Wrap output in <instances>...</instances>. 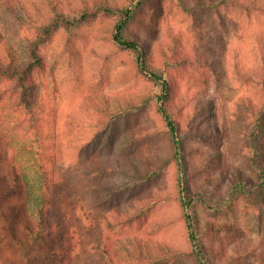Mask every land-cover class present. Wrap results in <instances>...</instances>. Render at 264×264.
I'll return each mask as SVG.
<instances>
[{"label": "rangeland", "instance_id": "1", "mask_svg": "<svg viewBox=\"0 0 264 264\" xmlns=\"http://www.w3.org/2000/svg\"><path fill=\"white\" fill-rule=\"evenodd\" d=\"M52 1L63 13L91 12L43 39L39 26L54 15L49 0H0L1 56L6 45L15 61L27 62L35 41L41 59L24 95L15 80L0 78V128L9 158L34 180L33 157L40 153L49 157L50 177L63 179V195L79 219H87L73 264H138L130 247L135 239L154 254L188 250L173 166L128 187L129 176L116 164L112 172L92 174L115 161L147 171L172 149L155 102L126 110L127 101L138 104L160 88L139 71L135 55L114 42L115 16L96 9L132 0ZM195 1L141 0L126 35L141 44L148 67L169 81L166 105L184 133L188 188L202 195L194 216L207 255L213 264H264V210L242 205L239 194L228 196L240 179L264 181V132L255 142L257 168L249 141L250 111L264 102V0L188 10ZM4 254L12 252L0 237V259ZM161 264L197 262L184 254Z\"/></svg>", "mask_w": 264, "mask_h": 264}, {"label": "trees", "instance_id": "2", "mask_svg": "<svg viewBox=\"0 0 264 264\" xmlns=\"http://www.w3.org/2000/svg\"><path fill=\"white\" fill-rule=\"evenodd\" d=\"M140 1L132 0L131 3L121 8H111L101 4L96 9L115 16L114 42L118 46L131 51L135 55V62L139 71L147 75L160 88L159 93L144 96L138 104L127 101L126 110H136L146 104L155 102L156 112L160 115L165 126L163 133L171 140V153L166 156V159L149 165L147 171H142L136 165H132L131 170H126L122 163L119 164V161H115V163L102 166L97 171H92V174L99 177L106 171L112 172L116 164L119 169L123 170L124 175L129 176L126 186L128 187L150 180L166 171L168 167L173 166L176 169V198L182 208L188 250L182 252L162 250V252L154 254L151 249H148V246L141 243L139 239H135L130 241V247L133 249L131 255L137 260L138 264H161L184 254L192 255L197 264H213L200 238L198 217L194 216L197 199H201L202 195L199 192L192 193L187 185L188 175L182 142L184 133L173 112L166 105L171 95L169 81L148 67L141 44L126 35L127 27ZM249 4L254 6L255 2ZM49 5L54 15L48 20L49 22L44 21L39 26L43 39L49 37L60 26H66L67 28L76 26L84 21L91 12L85 10L80 14H67L58 9L52 0H49ZM233 6H242V4L238 0H198L193 2L192 6L186 8L188 10H199L201 8L218 10L219 8L228 9ZM0 41L2 42L1 35ZM6 48L5 45L6 58L0 54V78L15 80L16 86L21 89V93L24 95L28 91L27 80L41 60L39 46L35 41L31 43L28 48L29 61L27 62L15 61L10 48ZM4 94V90L0 88V98ZM126 110L116 113L115 116L122 115ZM250 112L253 116L249 132V141L252 147L251 164L257 168L256 159L259 151L255 147V142L257 137L264 132V102L257 111L254 112L251 109ZM29 123L37 124V120L31 117ZM34 129L33 137H35L36 142L34 148L38 150L40 148V132L37 128L34 127ZM1 130L0 128V141L4 138V130ZM6 148L7 144L2 141V144H0V224L2 229L0 237L7 240L12 255H2L0 264H73L79 251L78 240L80 235L87 230V225L84 223L87 219L85 221L80 220L69 196L63 195V179L50 177L49 157H42L40 153L36 152L38 157H33V164L37 176L32 180L24 175V171L22 172V168L16 163V159L9 158ZM95 186L104 188L102 185ZM111 186L116 187L112 184ZM235 194H239L242 205L264 210V181L254 184L247 179H240L234 183L228 192V196H234ZM121 248L127 249L128 247L121 244L119 249ZM158 251H161V249H158ZM257 258L261 259L260 257Z\"/></svg>", "mask_w": 264, "mask_h": 264}]
</instances>
